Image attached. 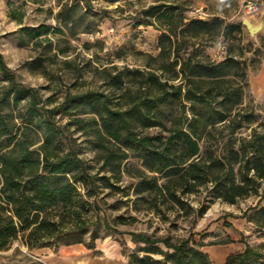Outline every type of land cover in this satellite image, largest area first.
Returning a JSON list of instances; mask_svg holds the SVG:
<instances>
[{
	"label": "trees",
	"instance_id": "obj_1",
	"mask_svg": "<svg viewBox=\"0 0 264 264\" xmlns=\"http://www.w3.org/2000/svg\"><path fill=\"white\" fill-rule=\"evenodd\" d=\"M169 1L143 12L162 30L160 53L148 55L152 64L130 70L128 76L110 75L109 85L119 92L113 95L118 104H113L112 95L89 91L48 108L34 88L17 80L0 54V72L8 81L0 96V250L19 237L29 249L80 243L94 248L99 236L94 230L89 242L84 239L91 224L80 218V211L87 210L79 204L78 185L87 197L96 195L95 176L71 144L73 131L91 137L101 168L111 174L101 180L120 189L122 175H129L136 180L134 194L149 208L156 209L160 202L183 208L185 196L209 184L212 194L229 204L259 193L264 183V131L251 127L248 136L233 138L254 122L252 115L241 114L247 85L242 53L220 62L186 55L192 39L227 38L234 31L242 37L243 27L227 24L220 29L221 18L182 24L176 20L182 16L180 4L174 3L179 0ZM62 110V118L68 117L64 125L56 119ZM86 115L90 117H82ZM152 129L158 131L150 133ZM225 138L223 150L216 152ZM130 158L137 159L138 166ZM252 210L251 217H241L263 233L264 206ZM131 235L143 246L130 254L129 264H214L204 251L209 230L199 234L202 240L191 235L179 244L143 233ZM246 237L241 241L245 250L230 255L225 264H264V252Z\"/></svg>",
	"mask_w": 264,
	"mask_h": 264
},
{
	"label": "rangeland",
	"instance_id": "obj_2",
	"mask_svg": "<svg viewBox=\"0 0 264 264\" xmlns=\"http://www.w3.org/2000/svg\"><path fill=\"white\" fill-rule=\"evenodd\" d=\"M248 1L174 2L181 6L182 16L176 20L182 24H188L195 18L210 22L221 18L220 29L227 24L241 23L243 27L242 37L238 31L227 38L222 35H204L192 39L186 51V55L192 54L216 62L230 54L239 58L242 53V60L247 64V85L240 106L241 114L242 117L244 114L252 115L254 122L250 127L245 126L236 131L233 138L248 136L251 127L257 128L259 132L264 131V45L261 43L264 30L252 38L242 23L244 19L255 25L260 22L264 14V0H255L261 7L258 15L246 12ZM165 2L170 4L171 1L0 0V54L17 80L34 88L42 104L48 108L59 107L66 101L69 103L70 97L89 91L112 95L113 104H118V98L113 95L119 92L109 85L110 75L122 73L128 76V71L143 70L148 63L152 64L148 55L157 57L160 53L159 37L162 30L154 17L143 12ZM7 85L8 81L0 72V96ZM63 113L64 110L56 117L62 125L68 121V117L62 118ZM71 130H74L73 127ZM157 131L149 130L150 133ZM228 132L229 129H225V134ZM69 137L79 158L84 160L90 173L95 176L96 195L87 197L86 190L78 185L82 193L79 204L85 205L87 210L86 213L80 211V218L91 224L90 233L84 239L89 242L94 230L99 236L94 248L88 249L84 243H80L58 248L29 249L19 237L6 249L0 250V264H78L85 261L86 264H111L108 261L111 256L119 264H129L130 254L143 246V243L133 241L132 233L168 239L172 244H179L191 235L193 239L202 240L199 234L208 231L221 218L244 214L251 217L254 212L252 208L264 206V199H261L263 183L258 194L251 193L235 204L215 197L211 192L213 186L209 184L185 196L183 208L175 207L171 202H160L156 209L149 208L146 201L134 194L133 183L136 180L129 175H122L118 184L120 189L110 188L106 179L101 180V176L111 174L101 168L103 163L100 153L88 134L73 131ZM226 141L225 138L216 145V152L223 150ZM129 162L137 166L139 164L135 158H130ZM114 181L111 178V182ZM249 228L246 241L259 252H264V231L257 232L253 222ZM159 246L167 251L163 243ZM65 252H71L70 258L62 257ZM75 252L80 254L77 258L72 257Z\"/></svg>",
	"mask_w": 264,
	"mask_h": 264
},
{
	"label": "crops",
	"instance_id": "obj_3",
	"mask_svg": "<svg viewBox=\"0 0 264 264\" xmlns=\"http://www.w3.org/2000/svg\"><path fill=\"white\" fill-rule=\"evenodd\" d=\"M247 231H250L249 223L240 215L223 217L211 225L204 251L214 264H225L230 255L245 250L241 241Z\"/></svg>",
	"mask_w": 264,
	"mask_h": 264
},
{
	"label": "water",
	"instance_id": "obj_4",
	"mask_svg": "<svg viewBox=\"0 0 264 264\" xmlns=\"http://www.w3.org/2000/svg\"><path fill=\"white\" fill-rule=\"evenodd\" d=\"M243 25L246 27L248 30L250 36L252 38H255L257 34H259L262 30H264V14L262 15L260 22L255 25L253 24L250 20L244 19L242 21Z\"/></svg>",
	"mask_w": 264,
	"mask_h": 264
},
{
	"label": "built area",
	"instance_id": "obj_5",
	"mask_svg": "<svg viewBox=\"0 0 264 264\" xmlns=\"http://www.w3.org/2000/svg\"><path fill=\"white\" fill-rule=\"evenodd\" d=\"M245 10L249 14H258L261 12L259 3L255 0H250L246 3Z\"/></svg>",
	"mask_w": 264,
	"mask_h": 264
},
{
	"label": "bare ground",
	"instance_id": "obj_6",
	"mask_svg": "<svg viewBox=\"0 0 264 264\" xmlns=\"http://www.w3.org/2000/svg\"><path fill=\"white\" fill-rule=\"evenodd\" d=\"M74 253V252H73ZM70 254H71V252H65V255L64 256H62L64 259L66 258V259H68V258H70ZM80 254L79 253H77V252H75V254H74V256H72V257H78ZM76 258H74L73 260H75ZM81 258V257H80ZM72 260V259H71ZM76 261V260H75ZM108 261L111 263V264H119L120 262L117 260V259H115L114 257H109L108 258ZM86 262L87 261H85V262H78V264H86ZM108 262V263H109Z\"/></svg>",
	"mask_w": 264,
	"mask_h": 264
}]
</instances>
